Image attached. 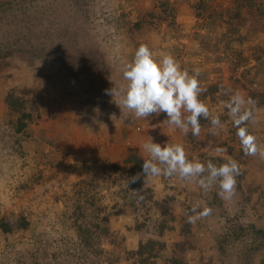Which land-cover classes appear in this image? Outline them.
Segmentation results:
<instances>
[{"label": "rangeland", "instance_id": "rangeland-1", "mask_svg": "<svg viewBox=\"0 0 264 264\" xmlns=\"http://www.w3.org/2000/svg\"><path fill=\"white\" fill-rule=\"evenodd\" d=\"M164 1L175 8L177 1L167 0H0V219L13 216L14 221V230L9 234L0 229V264H118L117 258L119 264H172L173 259L179 264H264V235L259 234L264 231V159L259 156L245 155L247 168L242 169L252 173L231 200L222 199L219 192L215 196L213 191L204 190L202 200L190 194L187 203L186 198H177L176 187L171 186L170 192L163 194L147 189L150 186H143L144 183L141 188L132 189L138 195L128 187L109 195L104 191L110 190L115 180L105 172L100 182V215L111 229L115 227L114 220L123 226H116L101 246L97 242L100 230L94 227V248L83 246L74 224L76 198L69 196L73 194V185L68 195H61L66 204L54 212L37 201L42 186H35L45 185V181L40 183L43 170L36 166L38 154L45 158L53 152L52 161L46 164L55 172L74 166L64 164L65 160L86 149L70 145L62 132L78 131L88 120L100 125L101 116L111 117L104 111L109 113L112 99L104 91L117 84L109 80L117 74L115 61L120 65L121 61L124 65L130 62L141 44L152 51L160 49L159 38L151 45L152 30L158 33L155 37L160 36L159 27L176 26L162 11ZM203 1L206 8L199 10L210 14L206 24L213 33L223 21L231 24L226 45L237 47L242 54L237 63L243 82L236 86L247 91L246 98L256 96L255 106L244 112L253 113L251 123H256L257 136L251 133L264 146V0ZM238 13L245 16L239 17ZM212 36L216 41L220 39L217 34ZM175 46L174 42L172 47ZM8 94H14L32 115L22 133L16 131L19 114L12 112L5 102ZM124 116L134 115L126 112ZM136 122L131 127L137 132L145 120ZM113 149L121 151L117 156L119 163L133 151L127 145ZM110 152L112 146H100L93 153L96 161L84 162L79 169L90 170L88 166L94 164L100 172L92 171L91 175L104 173V167L111 162L102 161ZM123 164L120 166L124 173ZM112 165L109 167L114 169ZM116 198L126 208V217L113 216L110 220L113 207L118 205L113 202ZM161 207L167 208L168 214ZM206 208L212 210L211 214L200 215ZM189 215L200 218L189 223ZM23 216L29 225L19 228L17 221ZM91 220L94 222L93 218L88 222L93 226ZM184 222L190 225V233H181ZM148 239L165 243L159 257L142 263L128 254ZM100 247L106 250L105 254L100 253Z\"/></svg>", "mask_w": 264, "mask_h": 264}, {"label": "crops", "instance_id": "crops-1", "mask_svg": "<svg viewBox=\"0 0 264 264\" xmlns=\"http://www.w3.org/2000/svg\"><path fill=\"white\" fill-rule=\"evenodd\" d=\"M167 1H177L175 4L176 26L175 28L168 27L166 25L159 27L158 32H160V36L155 37L154 34L157 35L158 33H155V31L152 30L151 45L154 46L156 43V39L159 38L160 42L162 41L161 43H159L161 48H154L155 50L153 51L157 58L160 57L161 53H170L179 61L181 67L183 69H187L190 74H192L196 69L200 70L199 81L200 86L203 89L200 95V99L209 107L210 110L209 118H202L200 120V135L193 136L191 131H189V133L185 135L179 129L170 127L166 123H163V121L166 119V114L164 113H161L159 116L152 114L148 119H140L141 121L145 120V124H143V126H146V128H144L142 132L140 131L139 133H137L138 131L136 132L134 128L131 127L132 124H137L136 118L134 116H124V114L128 112V110L123 109L121 112V109L113 102V98L108 95L107 98L112 99L111 101H109L112 103V106L111 109L108 107L109 113L106 111L104 112L111 117L114 114L116 119L101 116L100 125H94L90 120H88L86 121V124H81L82 126L78 128V131L75 130L71 132L68 130H64L62 132L64 134L62 135L65 137V140L69 141L70 145H77L81 147L80 150L86 149L85 152H80L79 155L74 154L73 156H68L64 164H66L67 162L68 164H74L71 169L68 168L69 170L66 171L59 170L58 172H55V169L53 170L51 166H48V164H46V162L50 163L52 161V157L54 156H52L51 153L53 152L46 155L45 158H43L41 153L38 154L39 157H37L36 159V166L38 164V168L40 170H43V172L40 174L44 177V179L42 180V182L40 181V183H43L45 181V185L36 184L35 187H37L38 189L42 186V188L40 189L42 190V193L37 194V201L40 202L44 207L46 206L50 211L54 212L55 210H57L58 206L61 208L66 204L65 198L63 196L61 197V195H63V193L65 195H68L69 189L72 187L73 183L76 180L84 179L90 176L92 174V171L100 172V167L97 166L95 169L94 164L88 166L91 167L90 170L79 169L81 167L80 165L84 162H87L88 164V162L91 163L92 161H96L93 157V153L98 150L100 146L103 147L106 145L108 148L112 146V152H110L109 156H107L106 161L100 160V162L102 161L108 164L109 162H111L109 165L113 164L117 165V167H120L118 172L115 173L106 170L108 176H112L111 178L115 180L113 181V183H111L112 188L110 190L106 189L104 191L108 192L109 195L113 194V192L119 190L120 188H130V181L127 173L125 171L123 173V170L120 166L121 163H124V159L120 163V159H117V156L121 151H117L113 149V147L116 146L121 148V146L123 147L127 145L130 147V149L133 148L132 152H138L139 155L148 159V154L142 148V145L147 142L148 137H151L153 139V142L159 143L161 145H164L165 143L182 144L185 148L187 157L190 160H198L202 163H206V157L208 156H215L219 158L221 157L226 161L228 159H233L239 163L240 169L242 171L246 170L247 164H243L245 158H237V156L229 153L230 147H239L240 139L237 135H234V133L230 131V126L228 125L229 122L223 119V117H226V113L229 114L230 109L228 107V101H231L230 97H233L237 93H239V95L244 100V103L241 106L242 112L250 107H254L255 104L249 99V97H245L247 91L242 90L236 86L237 82H243V79H240V76H238V72L240 70L238 68L239 66L236 67V65L239 63H237V60L239 58H242V54L240 55L241 51H237V47V50L232 48L228 49L226 45L227 36L229 35L228 22L223 21L222 24L215 27V33H213V29H211V27L206 24V22L210 19V14H205V12L197 9V5L201 0ZM218 2L220 1L218 0ZM223 8H226V5H223ZM197 10L201 13V15L200 13H197ZM118 32L120 33V31ZM174 34L176 35L175 37L173 36ZM212 34H217L220 37V39H218L217 41L223 42L218 43L212 36ZM174 42L177 46L173 48L172 46L174 45ZM114 67H116L117 74L110 76L109 80L117 82V84H115V87L119 88L123 85L122 83H127L123 80L122 76L124 63L121 61L120 65L118 61H115ZM222 88L225 89V91L228 93H226V95L229 97V100H226V95L224 97L222 96V92H220V89ZM104 93L105 95H107L105 91ZM109 102L106 103L108 104ZM254 111L255 113H258L257 110L254 109ZM121 113L123 114L122 117H120ZM213 116H218L222 123V127L217 129V134L215 135L210 131V129L212 128L210 121ZM252 121L253 118L250 122ZM73 124L78 126L75 122ZM103 125H106V127ZM254 125H256L255 121L254 123H251V130H254V133H256V128H254ZM48 129L52 130L51 128ZM62 135H59V137H63ZM234 136L236 137L234 138ZM255 136H257V134H255ZM190 137H193V139L195 138L198 142H207V145L203 147L195 146L196 143L192 142ZM111 141L113 142L111 143ZM94 147H97V149L95 150ZM59 152H62V150H60ZM55 154L57 155V153ZM41 156L42 158H40ZM57 159H59V156ZM242 168H244V170ZM51 169L52 171H50ZM49 173L50 175H47ZM250 175V173L246 174V179H248ZM142 178V183L146 181L143 186L145 184H147V186H151V188H153L154 192L156 193L167 194L168 192H170V187L172 186L178 188L176 191L178 193V199L184 200L186 198L188 203L190 200V194H194L196 196V200H202L200 195L204 190L200 188V186L195 182L181 181L178 177L175 176L171 178H166L165 176L156 178L147 177V179L146 176H143ZM166 186H168L169 189H166ZM129 191L131 192L132 189H129ZM135 191L136 190H133L132 192L134 193ZM1 192L2 189L0 190V195ZM21 194L22 192L20 193V195ZM16 195L18 194L16 193ZM113 200L114 203L118 202V205L116 209L112 210L113 214L110 215V220H112L113 216H115V219H121L125 216L127 210L122 206V201L120 200V198H116V200ZM202 203L205 205V202ZM185 212L180 215V220L183 218L184 214H186ZM128 218L130 219L129 216ZM112 226L121 228L123 224L117 223L114 220ZM115 227L112 228L113 231L115 230ZM121 231L124 232L123 230ZM136 248L137 247H135V249Z\"/></svg>", "mask_w": 264, "mask_h": 264}, {"label": "clouds", "instance_id": "clouds-1", "mask_svg": "<svg viewBox=\"0 0 264 264\" xmlns=\"http://www.w3.org/2000/svg\"><path fill=\"white\" fill-rule=\"evenodd\" d=\"M122 76L126 84L105 90L121 112L126 109L136 119H148L152 114L159 116L164 113L166 119L163 123L179 129L185 135L189 131L193 136L200 135V120L208 119L210 110L200 99L203 89L200 86L199 69L190 74L170 53H161L157 58L146 44H141L132 60L124 65ZM243 103L239 93L234 95L228 104L229 115L237 127V136L244 154L264 159V146L258 144L257 138L250 134L246 127H241L251 118L250 112L241 111ZM110 118L116 119L114 114ZM210 123V131L214 135L217 134V129L222 127L221 120L218 116H213ZM142 148L148 154V159L143 161L146 179L175 176L181 181L195 182L205 191L218 186V194L224 200H231L236 194L240 165L233 159L219 165L211 160L207 163L190 160L182 144L161 145L153 142L151 137H148ZM192 211L195 213L196 208ZM211 211L206 208L200 215H209ZM199 218L198 215H189L188 222H195Z\"/></svg>", "mask_w": 264, "mask_h": 264}, {"label": "trees", "instance_id": "trees-1", "mask_svg": "<svg viewBox=\"0 0 264 264\" xmlns=\"http://www.w3.org/2000/svg\"><path fill=\"white\" fill-rule=\"evenodd\" d=\"M161 7H162V11L164 12V14H166V19H168L170 23L171 21L174 22L175 16H176V9L171 5H167L165 1L161 4ZM197 8L198 10L201 8L202 9L206 8L204 7V1L201 0L198 3ZM238 16L244 17L245 15L243 16L242 13H238ZM170 18L172 19L171 21H170ZM229 27H231V24L229 25ZM229 48L231 47L228 46V49ZM237 66L238 64L236 65V67ZM220 92H222L223 97L227 93L225 89L223 88L220 89ZM250 100L255 102L256 96L253 94ZM5 102L12 112L19 114V118L17 119L16 131L18 133L24 132L28 127V123L32 120L31 113L27 112L25 104L21 102L14 94H8L5 98ZM252 114L253 113H251V118L245 124L241 125V127H246L247 131L250 134H252L251 132H253V134L255 135L254 131H251L250 129L251 128L250 121L253 118ZM223 119L229 122L228 125L230 126V131H232L234 135H237V127L235 126L232 117L228 115V117H223ZM235 137L236 136H234V138ZM190 139L192 142L196 143L195 146L203 147L207 145V142L205 143L198 142L196 141L195 138L193 139V137H190ZM229 153L237 156V158H242V157L245 158V154L242 149L241 141H240L239 147H230ZM144 160H146V158L139 155L138 152H130L128 153V155L123 161L126 167L127 176L130 181L129 183L130 189H133V188L136 189L138 187L141 188L142 186L141 185L142 179H143L142 177L145 176V174L143 173V161ZM209 160H211L214 164H217V165L227 162L224 158H221V157L219 158L215 156L206 157V161L208 162ZM243 162L247 163L246 160H244ZM113 167L114 169H111V167L107 165V167H104V173L100 175L93 173V175H90V178L88 180H83L81 182L74 183L72 187L73 194L69 195L71 197L73 196L74 198H76L74 199L75 204L73 207L74 209V219L73 220L75 222L74 224L80 236V240L82 241L83 246L87 248H94V241H93L94 240V232H93L94 227L100 230V233H99L100 237H97L98 238L97 242L100 244V246L102 245V241L105 240L107 236L111 237L113 235V231L110 225L106 222L105 219L101 218V215H100L101 214L100 212L102 209V202H103V196H102L103 187L100 185V182L105 177V174L107 173L106 170H109L111 172H113L115 169L118 170L117 165H113ZM249 173H252V172H248V171L244 172L240 169V175L237 177L236 189L238 190L242 189V182L243 180L244 181L246 180V174H249ZM148 188H151V186L147 187V189ZM211 191H213V194L217 196V193L219 192V187L214 186L211 189ZM115 193H118V192H115ZM69 201H70V198H69ZM113 208L115 209L116 206H114ZM161 208H162L161 209L162 212L168 214L167 208L166 209H164L163 207ZM90 218H93L94 220V222L91 220V222H93L94 224L93 226L90 225V223L88 222ZM19 219L17 221L21 224L19 228L20 227L26 228L29 225V221L26 220L24 216L19 217ZM13 224H14L13 216H5L4 218L0 219V229L6 234H9L10 232L14 230V228L12 227ZM189 226L190 225L188 224V222L187 223L184 222L181 226V233L182 234L190 233ZM156 230H157V227H156ZM241 230L243 229L241 228ZM259 234L264 235V231H259ZM165 247H166L165 243L161 241H157L154 239H148L146 242H140L138 247L135 250L128 251L129 252L128 254L130 256L138 257V259H140L142 263H146L148 260H152V259L155 260L157 257H159L161 250H163V248ZM100 253L103 255L106 253V250L101 249L100 247ZM116 261L119 264L118 258L116 259ZM172 264H179V261L177 259H173Z\"/></svg>", "mask_w": 264, "mask_h": 264}, {"label": "built area", "instance_id": "built-area-1", "mask_svg": "<svg viewBox=\"0 0 264 264\" xmlns=\"http://www.w3.org/2000/svg\"><path fill=\"white\" fill-rule=\"evenodd\" d=\"M144 128H146V126L138 127V128H137V131H142V130H144Z\"/></svg>", "mask_w": 264, "mask_h": 264}]
</instances>
